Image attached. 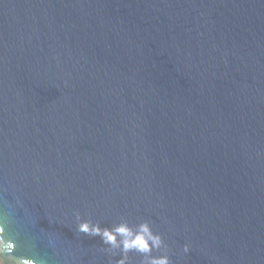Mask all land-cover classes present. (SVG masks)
Masks as SVG:
<instances>
[{
    "label": "water",
    "instance_id": "1",
    "mask_svg": "<svg viewBox=\"0 0 264 264\" xmlns=\"http://www.w3.org/2000/svg\"><path fill=\"white\" fill-rule=\"evenodd\" d=\"M0 264H264V0H0Z\"/></svg>",
    "mask_w": 264,
    "mask_h": 264
}]
</instances>
